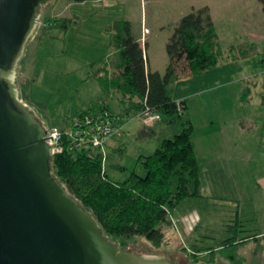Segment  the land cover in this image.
<instances>
[{"label": "rangeland", "instance_id": "rangeland-1", "mask_svg": "<svg viewBox=\"0 0 264 264\" xmlns=\"http://www.w3.org/2000/svg\"><path fill=\"white\" fill-rule=\"evenodd\" d=\"M210 1L218 0H52L44 7L40 23L19 62L17 83L21 94L26 87L24 100L48 126L58 123L65 126L66 118L76 116L99 100L107 101L114 112H121L125 106L119 95L107 90L99 78L92 75L114 57L111 24L116 20H130L136 34H141L142 28L144 32L149 28L152 45L148 54L153 63L165 52L164 44L160 45L163 35L174 30L180 19L194 8L206 6ZM225 1H228L226 4H235L232 11L238 17H227L222 15V10L219 12L225 53L220 61L221 67L194 75L193 79L181 77L169 85L173 98L185 97V118L190 119L195 127L193 136L198 158L203 160L205 157L207 140L211 141V137L216 141V149L225 154V158L220 154L208 156L210 163L204 168L208 176L206 185L201 188V193L208 194V197L186 198L171 213L178 226L186 219L195 223L198 241L191 243L184 224V229L171 230L168 241L159 248L142 235L112 237L122 249L165 253L181 264H234L221 252L215 262L211 261L212 254L199 258L193 255L195 248L216 246L237 234L234 229L229 230L230 225L236 223L235 200L242 199L246 201L244 205L251 206L254 202L259 203L262 193L258 174L264 169V66L260 65L264 48L260 46L263 52L250 63L241 65L240 70L238 64H227L226 46L230 41H227L226 31L230 30L229 38L241 40L245 26L252 19L261 31L263 4L261 0ZM49 17L58 21L46 22ZM63 18H72L74 23L64 27ZM158 35L161 36L158 38ZM252 74H259L258 79L247 82L246 76ZM213 122L224 127V131L210 134ZM155 125L156 134L143 137L141 130L145 123L137 117L126 120L121 134L111 139L106 148L108 157L104 164L110 178L123 181L132 171L144 174L138 157L154 153L164 139L173 138L181 131L179 126L164 121ZM241 151L247 162H240L237 158V152ZM213 162L218 166H212ZM118 165L125 169H119ZM191 188L194 189V184ZM262 220L264 222V218ZM206 234H211V238L205 237ZM239 234L246 235L245 231H239ZM236 251L242 264H264V238ZM233 252L235 250L227 253Z\"/></svg>", "mask_w": 264, "mask_h": 264}, {"label": "trees", "instance_id": "trees-1", "mask_svg": "<svg viewBox=\"0 0 264 264\" xmlns=\"http://www.w3.org/2000/svg\"><path fill=\"white\" fill-rule=\"evenodd\" d=\"M261 2L264 10V0ZM53 20L45 19L49 23ZM72 22V18L62 19L64 27ZM110 32L114 57L92 75L99 78L107 90L116 92L125 107L121 112H114L106 102L99 100L76 116L108 110L121 117L120 125L123 126L127 119L149 109L161 115L160 121L179 126L181 131L173 138L164 139L154 153L138 157L144 174L132 171L123 181L110 178L103 153L98 149H66L56 154L55 174L85 208L94 213L109 238L142 235L159 248L168 241L169 232L177 228L172 211L186 198L202 197L204 182L203 163L198 158L193 136L194 124L185 118V101L174 99L169 85L181 77L216 68L225 53L208 5L194 8L175 26L166 46L169 64L165 73L149 68L146 49L135 35L130 20L114 21ZM243 50L240 48L245 53ZM260 65L264 66V53ZM25 93L26 87L22 89L24 98ZM153 126L145 124L141 135H155ZM118 168L125 169L121 165ZM240 227L237 219L230 229L238 234L216 246L195 248L193 255L199 258L212 254L211 261L215 262L221 252L234 264H242L236 250L249 237L239 238ZM228 250L235 252L229 254Z\"/></svg>", "mask_w": 264, "mask_h": 264}, {"label": "water", "instance_id": "water-1", "mask_svg": "<svg viewBox=\"0 0 264 264\" xmlns=\"http://www.w3.org/2000/svg\"><path fill=\"white\" fill-rule=\"evenodd\" d=\"M51 1L0 0V264H181L165 253L122 249L55 174L47 124L17 83Z\"/></svg>", "mask_w": 264, "mask_h": 264}, {"label": "crops", "instance_id": "crops-1", "mask_svg": "<svg viewBox=\"0 0 264 264\" xmlns=\"http://www.w3.org/2000/svg\"><path fill=\"white\" fill-rule=\"evenodd\" d=\"M225 0H218V1H210V2H206V5H208L211 8V13L213 16V19L215 21L216 24V28L218 30L219 36H220V42L223 48V37H222V32L220 31V24H219V12L220 10H222L223 14L222 15H227V17H231V18H235L238 17V15H236L235 13H233L232 10H234L235 4H226ZM240 2V0L238 1ZM263 9V7H261ZM224 10H227L226 13H224ZM264 14V11H263ZM218 15V16H217ZM262 30H258V24L252 19L249 22V25L247 24L244 28V35L242 36L241 40H233L232 38H229V36L227 35L230 30L226 31V37H227V41L229 42V45H227L226 47H228V50H226V54L228 56H226L227 58V64H238L239 65V69L241 70L242 67L241 65H243L244 63H250L251 59H253L254 57L257 56V54H261L263 51H261V48H264V19L262 20ZM228 25V24H227ZM232 28V26H231ZM149 29V28H147ZM232 30V29H231ZM174 30H172L171 32H169L166 36L163 35L162 37V42H161V47L164 44L165 47V52H162L156 59L155 61L153 60L152 63V58L149 56L148 51L151 48V41L149 39V35H151V30L149 29V33L145 34L144 32V28H142L141 34H136L135 35L139 38V40L142 42L143 46L145 47L146 51H147V57H148V64H149V68L153 71H160L162 73H165L169 64V56L166 50V46L168 43L169 38L171 37L172 33ZM235 32H237V29H234ZM238 33V32H237ZM236 33V34H237ZM239 34V33H238ZM161 35H158V38ZM236 39V37H234ZM230 39V40H229ZM240 48H243L245 50V53H242L240 51ZM252 48L255 49L254 51H252ZM239 49V51L237 50ZM224 50V48H223ZM235 50L238 51V53L235 52ZM243 50V51H244ZM258 55V56H259ZM225 57V56H224ZM221 63L218 64V66H220ZM217 66V67H218ZM221 67V66H220ZM255 75V74H254ZM253 74L250 76H246V81L247 82H254L255 80L258 79L259 74L254 76ZM185 78H194L193 75H188ZM248 92L250 93L251 90L248 88L247 89ZM175 99V98H174ZM185 97H179L176 100L180 101V100H184ZM185 101V100H184ZM107 103V101H105ZM107 105L110 107V105L107 103ZM113 111V110H112ZM126 126V123L123 125V128ZM157 125L153 126L152 128L155 130ZM210 130V134H213L219 130H221L222 132L224 131V127L221 128L219 125L212 124V126L209 128ZM156 131V130H155ZM118 136V135H117ZM113 140V139H112ZM195 140V139H194ZM216 141L213 139V137H211V141L207 140V144H206V149H205V157L203 158L202 163H203V176H204V182L202 187H204V185H206V179H207V174L204 171V168L208 167L209 162V155H215V154H220L222 156V158H225V154H222L220 150L216 149ZM218 145H222V144H217ZM197 146V144H196ZM197 149V148H196ZM237 158L240 160V162H247V159H245L244 157H246L245 155H243V152L241 151L240 153L237 152ZM197 155H198V149H197ZM212 166L217 167L218 165H216L214 162L212 164ZM264 169H262L260 171L259 175V186L262 189V193H261V198L258 202H254L251 206H246L244 205V202L246 203V201L243 202L242 199H236L235 203H237V213H236V220L239 219V221L241 222V229L240 231H245L246 235L244 234V236H242L241 234H239V238H244V237H249L247 239L248 242L242 246L239 247L242 248L244 246H248L249 244L252 243H258L259 241L263 240L264 238V222H263V218H264ZM258 177V176H257ZM208 193V192H207ZM210 194V193H209ZM208 194H202L203 198H207ZM211 195V194H210ZM241 198H243V194H241ZM200 198V197H198ZM202 198V199H203ZM206 200V199H205ZM175 221V220H174ZM176 223V222H175ZM255 224L256 226H251L250 224ZM184 224L186 225L187 229H188V238L190 239L191 243H196L198 241V237H197V229L198 227L195 226L194 222H189L187 219L185 220L184 223L180 224L179 226L176 223V227H178L179 229H184ZM232 225V224H231ZM230 225V227H231ZM229 227V228H230ZM254 228H258L257 230L253 229ZM253 229V230H252ZM227 230V229H226ZM230 231L233 230L229 229ZM236 231V230H235ZM209 233V232H208ZM238 234V232H237ZM207 238H211V234H206L204 235ZM211 247V246H210Z\"/></svg>", "mask_w": 264, "mask_h": 264}, {"label": "built area", "instance_id": "built-area-1", "mask_svg": "<svg viewBox=\"0 0 264 264\" xmlns=\"http://www.w3.org/2000/svg\"><path fill=\"white\" fill-rule=\"evenodd\" d=\"M145 32L149 30L145 29ZM120 118L119 115L108 110L69 117L66 118L63 127L59 124L47 125L46 139L50 145H53L55 155L66 149L70 151L98 149L103 153L105 163L108 157L106 151L108 142L120 135L123 130ZM137 118L145 124L154 125L161 120V115L148 109L139 113ZM50 136H53L54 140Z\"/></svg>", "mask_w": 264, "mask_h": 264}]
</instances>
